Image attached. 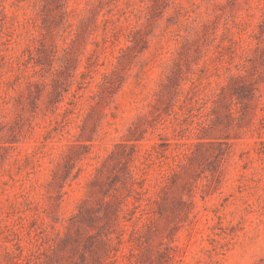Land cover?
<instances>
[{
	"label": "rangeland",
	"instance_id": "rangeland-1",
	"mask_svg": "<svg viewBox=\"0 0 264 264\" xmlns=\"http://www.w3.org/2000/svg\"><path fill=\"white\" fill-rule=\"evenodd\" d=\"M0 264H264V0H0Z\"/></svg>",
	"mask_w": 264,
	"mask_h": 264
}]
</instances>
